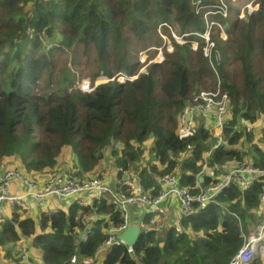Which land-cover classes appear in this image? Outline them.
<instances>
[{
  "label": "trees",
  "instance_id": "16d2710c",
  "mask_svg": "<svg viewBox=\"0 0 264 264\" xmlns=\"http://www.w3.org/2000/svg\"><path fill=\"white\" fill-rule=\"evenodd\" d=\"M249 1L0 0V74L8 72L0 76V171L14 160L30 175L67 168L86 178L110 154L116 169L140 173L155 197L157 179L167 174H177L183 187L193 189L199 178L204 186L216 182L215 166L247 160L264 169L255 131L239 127L264 116V0L240 20ZM209 29L221 64L204 54L201 36ZM50 38L57 43L47 52ZM160 49L165 60L140 73V55L148 52L153 61ZM76 73L89 78L94 90L83 92ZM119 73L138 78L96 86L99 78ZM217 89L228 98L229 118L225 145L215 148L209 124L184 134L177 129L193 98ZM263 189L264 182L246 193L231 187L218 198L225 213L213 204L162 232L143 233L134 257L124 245L112 246L102 264H230L245 237L264 222ZM16 211L0 222V248L9 259L29 239L42 264L97 258L110 229L122 224L107 196L38 220ZM83 231L86 240L80 242Z\"/></svg>",
  "mask_w": 264,
  "mask_h": 264
},
{
  "label": "built area",
  "instance_id": "2783aa9c",
  "mask_svg": "<svg viewBox=\"0 0 264 264\" xmlns=\"http://www.w3.org/2000/svg\"><path fill=\"white\" fill-rule=\"evenodd\" d=\"M209 35L210 31L201 36L207 44L204 49L206 57L213 55L214 51ZM175 39L179 44L186 43L182 38ZM195 44L197 43L193 46ZM160 56L159 63L164 60L162 52ZM160 56L157 59H160ZM214 56L220 64L219 57ZM145 58L146 56L142 57L141 61ZM116 78L124 82L134 80L133 77L125 75ZM81 90L89 93L94 89L89 83L83 82ZM227 118L228 98L221 95L220 89L212 93L200 92L180 115L179 131L184 134L200 126V122L203 125L209 124V130L217 140V148L225 144L224 129ZM212 170L216 182L204 186V178H199L193 189L183 187L177 174L164 175L157 179L158 195L154 197V190L146 188L140 173L123 167L117 168V172L109 175V178H83L69 170H56L41 178L28 176L19 169H13L0 174V221L10 220L16 209L21 210L19 212L23 218L30 217L33 213L53 216L73 203L89 206L107 196L110 197L111 204L121 212L123 223L110 229L104 247H126L117 237L123 235L133 222L140 225L142 233L158 232L170 223L193 216L213 204L223 208L218 198L231 187L236 186L242 193H246L256 182H264V170L249 162L225 167L215 166ZM260 203L264 213V191L260 196ZM154 214L164 217V222L154 219ZM171 215L174 216L173 221H169ZM127 251L134 257V248L127 246ZM12 255L13 259L9 260L8 264H42L32 255L29 248L20 243ZM260 256L264 258V222L245 237L244 245L230 264H253ZM82 264H95V259L86 258Z\"/></svg>",
  "mask_w": 264,
  "mask_h": 264
},
{
  "label": "rangeland",
  "instance_id": "374dc122",
  "mask_svg": "<svg viewBox=\"0 0 264 264\" xmlns=\"http://www.w3.org/2000/svg\"><path fill=\"white\" fill-rule=\"evenodd\" d=\"M45 2H47V0H44ZM222 3L224 2V0H220ZM260 1V0H259ZM250 4H254V6H252V7H250V9H249V5ZM256 4V5H255ZM224 11H225V9L223 8V7H221ZM258 8H259V4H258V2H257V0H250L241 10L243 11L244 9H245V14L247 13V15H246V17H245V14H244V16L242 17V19L241 20H245L246 18H247V16L248 15H250V14H253V13H255L257 10H258ZM245 17V18H244ZM215 25H220V24H217V23H214ZM212 30V29H211ZM223 38V37H222ZM179 41H180V39H178ZM210 42H211V37H210ZM51 43V44H50ZM55 43H57V40H55V38H50V39H45V46L47 47L46 48V51L47 52H49L50 50L48 49V47L50 46L51 47V45H54ZM193 48L196 50L197 49V44H195V46H193ZM168 49H169V51L170 52H172L173 51V47H172V45H171V43L169 42L168 43ZM160 53V54H159ZM162 53H163V51H162ZM213 55H216V56H218L219 57V59H220V64L222 63V55H221V52H219L218 50H217V48H215L214 49V51H213V53H212ZM157 55H161V50H159V52H158V54ZM158 56V57H159ZM163 56H164V53H163ZM157 57V58H158ZM161 60V56H160V59H156V61L157 62H159ZM146 61V58L142 61L143 63ZM220 66V65H219ZM238 67H239V64L238 63H234V65L232 66V69L233 70H238ZM9 72H11V71H9ZM72 72L73 73H75L73 70H72ZM71 72V73H72ZM6 73H8V72H6ZM6 73H4V74H6ZM72 73V74H73ZM3 73H1L0 74V76L2 75ZM3 74V75H4ZM77 74V73H76ZM119 74H123V73H119ZM123 75H125V74H123ZM5 77H7V76H5ZM121 77V76H120ZM80 78L81 77H79V75L77 74V76H76V81H78V83H79V85H80V89H81V85L83 84V82H87V83H89L90 85H91V82H90V80H89V78H81V80H80ZM79 80H80V82H79ZM122 83L124 82V80H121V79H119ZM100 81V82H99ZM108 80H105L104 78H100V79H98V81H96V85L97 84H99V83H106ZM240 129H253L254 131H255V135H254V139H255V141H254V143L259 147V148H261L263 151H264V117H262L261 119H259L255 124H250V123H247V124H240ZM177 132L179 133V134H181V132L179 131V128L177 129ZM150 143H151V141L149 142V144H148V148L150 147ZM252 145H249V144H247L246 145V149H249V150H251L252 149ZM74 158V157H73ZM16 161H14V160H10L8 163H7V166L5 167V171H7L6 169H8V168H22L21 166H20V163H15ZM103 165V167L105 168V170H104V168H101V167H99V168H101V170H99L97 173H95V175H93V176H90V177H93V178H99V176L100 175H102V176H104V178H109V174H111L112 172H117V169H114L115 167H114V165H113V159H112V157H111V155L110 154H108L107 156H106V158H105V160L103 161V163L101 164V166ZM115 170V171H112V170ZM3 170V171H4ZM10 170V169H9ZM5 171L4 172H2V173H0V174H3V173H5ZM112 171V172H111ZM103 178V179H104ZM223 205V210H224V213L226 212V206L224 205V204H222ZM32 216H35V213H33L32 214ZM153 218L154 219H160L161 220V222L163 223L164 222V217H160V216H158V215H156V214H154L153 215ZM251 225L253 224V222L251 221V222H249ZM104 251H105V249L103 248V250H101L99 253H98V261H97V263L96 264H102V259H103V254H104ZM5 253H6V249H1L0 248V264H8L7 263V261L4 259V256H5ZM41 257V253L39 252L38 254H35V258L36 259H38V260H40L39 258ZM102 257V259H100ZM257 260H260V262H259V264H264V258L263 257H259Z\"/></svg>",
  "mask_w": 264,
  "mask_h": 264
},
{
  "label": "clouds",
  "instance_id": "9594fccd",
  "mask_svg": "<svg viewBox=\"0 0 264 264\" xmlns=\"http://www.w3.org/2000/svg\"><path fill=\"white\" fill-rule=\"evenodd\" d=\"M256 5V4H255ZM252 6H254V4H250L249 5V9H250V7H252ZM244 14H245V9L243 10V11H241L240 12V14H239V19L241 20L242 19V17L244 16ZM209 31H210V34H211V29H209ZM209 31H208V33H209ZM207 33V34H208ZM206 34V35H207ZM225 35V34H224ZM210 36V35H209ZM224 39L226 38V35L225 36H222ZM49 50L51 49V47H49L48 48ZM161 50V49H160ZM169 50V49H168ZM161 52H162V50H161ZM147 53L148 52H144V53H142L141 55H140V57H139V62L141 63V64H143L144 65V68L143 69H141V71H140V73H145V70H146V68L149 66V64H151L152 62H154V63H159V62H157L156 61V59H157V57L159 56V55H157V57L153 60V61H148V55H147ZM160 54V53H159ZM144 56H146V61L143 63L142 61H141V58L142 57H144ZM162 57L164 58V56H163V53H162ZM164 60H165V58H164ZM163 60V61H164ZM162 61V62H163ZM161 62V63H162ZM122 75L123 74H119V75H117V76H121L122 77ZM116 76V77H117ZM126 76V75H125ZM115 77V78H116ZM134 78V80H136L137 78H138V76H134L133 77ZM100 79V78H99ZM105 80H108L106 83H108V82H115V81H118V82H121L120 80H118V78H116L114 81H111L112 79H108V78H104ZM114 79V78H113ZM133 80V81H134ZM98 81V80H97ZM122 83V82H121ZM123 83H126V82H123ZM99 84H103V83H99ZM99 84H97L96 86H98ZM211 133H212V131H211ZM225 140V139H224ZM225 142V141H224ZM225 145V144H224ZM217 146V145H216ZM216 146H215V148H216ZM245 162H248L247 160H245ZM244 162V163H245ZM231 165H234V164H230L229 166H231ZM253 165V164H252ZM15 169H19V170H21V171H23V173L24 174H26V175H28V176H33V177H41V178H44L45 176H47L49 173H51V172H53V171H56V170H53V171H51V172H48V173H43V174H37V175H30V174H28L24 169H22V168H15ZM114 169H116V168H114ZM260 169V168H259ZM10 170H13V169H10ZM57 170H68L67 168H58ZM264 170V169H263ZM7 171H9V170H7ZM7 171H5V172H7ZM69 171H72V170H69ZM115 171V170H114ZM74 172V171H73ZM75 173H77V172H75ZM115 173V172H114ZM78 174V173H77ZM79 175V174H78ZM80 176V175H79ZM80 177H82V176H80ZM100 177H103V176H100ZM83 178H85V177H83ZM86 178H90V177H86ZM257 183V182H256ZM17 188H19L20 189V187L17 185L16 186ZM16 187L14 188V191H16ZM21 190V189H20ZM264 190V189H263ZM70 206V205H69ZM68 206V207H69ZM68 207L67 208H65V209H62V210H60V211H66L67 209H68ZM17 210V209H16ZM16 210H14V212H13V215H14V213H16V212H18V211H16ZM21 211V210H20ZM59 211V212H60ZM20 213V212H19ZM12 215V216H13ZM41 215H43V214H41ZM41 215H37V217H35V216H30L31 218H33V219H35V220H38L39 219V217L41 216ZM48 216V215H47ZM27 218H29V217H27ZM9 220V219H8ZM2 221H4V220H2ZM1 222V221H0ZM122 223H123V221H122ZM133 223H136V222H133ZM129 228V227H128ZM112 229V228H111ZM127 231V230H126ZM87 232V231H86ZM87 234V233H86ZM23 240H27V239H23ZM22 240V241H23ZM84 240H86V236L83 238V241ZM21 241V242H22ZM19 244V243H18ZM17 244V245H18ZM105 245V244H104ZM104 247V246H103ZM110 247H108V248H105L104 247V249H109ZM126 248H127V245H126ZM31 252L33 251H36V250H34V249H29ZM7 254L5 253V256H6ZM5 256H4V259L7 261V263L9 262V260H11V259H13V255H12V257L11 258H9V259H6L5 258ZM91 258V257H90ZM84 259H86V258H82L81 260H80V263L82 264V261L84 260ZM95 259V264L97 263V260H96V258H94ZM39 261H41V259L39 260Z\"/></svg>",
  "mask_w": 264,
  "mask_h": 264
},
{
  "label": "water",
  "instance_id": "95a60500",
  "mask_svg": "<svg viewBox=\"0 0 264 264\" xmlns=\"http://www.w3.org/2000/svg\"><path fill=\"white\" fill-rule=\"evenodd\" d=\"M90 228H91V226L88 227V229H90ZM86 233H87L86 231H83L79 235V241L80 242L83 241V238L86 236ZM142 234L143 233L141 232L140 225L137 223H131L129 225V228L127 229V231H125V233L123 235L118 236L117 239L122 241L128 247L134 248L135 245L138 243Z\"/></svg>",
  "mask_w": 264,
  "mask_h": 264
},
{
  "label": "crops",
  "instance_id": "0c3cea01",
  "mask_svg": "<svg viewBox=\"0 0 264 264\" xmlns=\"http://www.w3.org/2000/svg\"><path fill=\"white\" fill-rule=\"evenodd\" d=\"M263 117H264V116H263ZM199 124L201 125V124H203V123L200 122ZM101 168H104L103 165L101 166ZM101 168H98V171L101 170ZM4 169H5V168H4ZM4 169H2V170L0 171V173L4 172V171H5ZM3 170H4V171H3ZM6 170H7V169H6ZM104 170H105V168H104ZM112 171H114V169H113ZM112 171H111V172H112ZM112 174H114V172H112V173L109 174V175H112ZM37 215H38V214L35 213V217H37ZM175 218H176V217H175ZM173 220H174V216L171 215L169 221H173ZM163 230H164V229H162L161 231H158V232H162ZM20 244H21V245H24L25 247H27V248H29V249H34L33 246H32V244H31V241H30L29 239H27V240H23L22 242H20ZM34 250H36V249H34ZM107 250H108V249H105L104 254H103L102 257H104L105 252H106ZM39 252H40V251H37V250H36V251H34V252L32 251L31 253H32L33 256H35V254H38ZM102 257H101L100 259H102ZM39 259H41V257H40ZM96 260L98 261V256H97ZM102 260H103V259H102ZM256 261H257V260H256ZM256 261H255L253 264H255Z\"/></svg>",
  "mask_w": 264,
  "mask_h": 264
}]
</instances>
